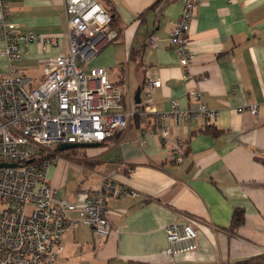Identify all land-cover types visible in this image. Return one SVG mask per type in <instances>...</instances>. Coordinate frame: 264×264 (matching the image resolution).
Wrapping results in <instances>:
<instances>
[{"label": "crops", "instance_id": "0c3cea01", "mask_svg": "<svg viewBox=\"0 0 264 264\" xmlns=\"http://www.w3.org/2000/svg\"><path fill=\"white\" fill-rule=\"evenodd\" d=\"M101 3L116 18L120 42L106 46L88 67L105 69L111 83L126 88L127 109L145 110L147 117L144 122L133 117L127 130L107 143L57 150L48 180L66 205H83L84 190L99 188L105 177L137 196L109 201L113 228L106 239L77 223L63 240L58 264H235L264 255V0H204L195 9L190 81L170 42L183 0ZM10 7L21 31L62 37L56 48L33 44L18 63L36 87L44 80L41 60L69 51L64 0H15ZM151 36L157 37V48L150 46ZM0 73H8L5 58ZM149 77L162 86L146 108L143 94L140 105L135 96ZM195 89L217 111L215 122L172 121L171 144L152 136L157 113L169 111L173 102L183 110L196 107L190 97ZM247 104L258 105L256 117L237 111ZM179 142L185 149L182 164L171 159ZM236 210L244 212L245 221L235 228ZM181 222L195 225L199 248L168 258L166 228Z\"/></svg>", "mask_w": 264, "mask_h": 264}, {"label": "built area", "instance_id": "2783aa9c", "mask_svg": "<svg viewBox=\"0 0 264 264\" xmlns=\"http://www.w3.org/2000/svg\"><path fill=\"white\" fill-rule=\"evenodd\" d=\"M12 1L0 0V58L8 62V73H0V264H58L63 240L77 223L91 226L98 240L112 232L108 203L112 199L137 196L105 177L99 188L86 189L83 205H66L59 190L49 184L53 160L46 153L64 144H104L127 130L133 117L144 122L145 110L126 107V88L110 82L103 68H89L91 61L108 45L120 42L113 15L101 0H64L69 42L68 54L41 60L44 80L34 86L17 66L33 45L58 47L62 37L23 32L12 18ZM204 0H183L170 42L179 55L184 80L192 79L194 55L189 49V31L195 9ZM150 46L159 45L156 36ZM160 80L148 78L142 94L149 106ZM196 107L183 110L173 102L171 109L157 113L158 122L149 133L171 144V122L196 117L214 123L218 113L203 102L200 90L190 92ZM145 108V109H146ZM239 113L255 117L258 105H244ZM141 137V145L145 144ZM171 159L182 164L184 145L172 146ZM12 165V166H9ZM168 258L195 252L199 234L191 222L166 228Z\"/></svg>", "mask_w": 264, "mask_h": 264}, {"label": "trees", "instance_id": "16d2710c", "mask_svg": "<svg viewBox=\"0 0 264 264\" xmlns=\"http://www.w3.org/2000/svg\"><path fill=\"white\" fill-rule=\"evenodd\" d=\"M108 10L110 8H107ZM112 13V11H110ZM112 15H114L112 13ZM115 20L116 18L113 16V27L115 28ZM46 158L53 160L54 157L52 155H47ZM245 221V215L242 210H236L233 215V227H239L240 225L244 224ZM130 264H150V263H145V262H131ZM235 264H264V255L252 257L250 259H247L245 261H241Z\"/></svg>", "mask_w": 264, "mask_h": 264}, {"label": "water", "instance_id": "95a60500", "mask_svg": "<svg viewBox=\"0 0 264 264\" xmlns=\"http://www.w3.org/2000/svg\"><path fill=\"white\" fill-rule=\"evenodd\" d=\"M141 94H142V89L140 88L135 96L136 104L140 105L142 103ZM92 146H97V144H64L58 148V152L63 153L65 151L72 150V149H84V148H88ZM3 166H4L3 164H0V167H3ZM9 166H12V165H9Z\"/></svg>", "mask_w": 264, "mask_h": 264}, {"label": "rangeland", "instance_id": "374dc122", "mask_svg": "<svg viewBox=\"0 0 264 264\" xmlns=\"http://www.w3.org/2000/svg\"><path fill=\"white\" fill-rule=\"evenodd\" d=\"M32 80L34 81V79H32ZM56 154H57V152H55V151H51L50 153H46V155H52V157H55Z\"/></svg>", "mask_w": 264, "mask_h": 264}]
</instances>
